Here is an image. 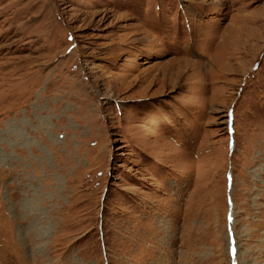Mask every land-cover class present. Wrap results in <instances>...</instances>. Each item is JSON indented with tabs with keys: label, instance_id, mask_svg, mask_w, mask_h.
Returning <instances> with one entry per match:
<instances>
[{
	"label": "rangeland",
	"instance_id": "374dc122",
	"mask_svg": "<svg viewBox=\"0 0 264 264\" xmlns=\"http://www.w3.org/2000/svg\"><path fill=\"white\" fill-rule=\"evenodd\" d=\"M0 264H264V0H0Z\"/></svg>",
	"mask_w": 264,
	"mask_h": 264
}]
</instances>
